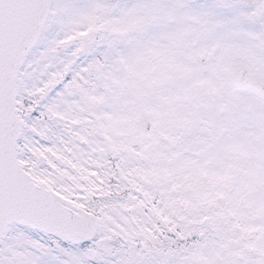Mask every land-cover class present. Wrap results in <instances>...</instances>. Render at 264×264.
Instances as JSON below:
<instances>
[{
    "label": "snow or ice",
    "instance_id": "obj_1",
    "mask_svg": "<svg viewBox=\"0 0 264 264\" xmlns=\"http://www.w3.org/2000/svg\"><path fill=\"white\" fill-rule=\"evenodd\" d=\"M0 264H264V0H0Z\"/></svg>",
    "mask_w": 264,
    "mask_h": 264
}]
</instances>
